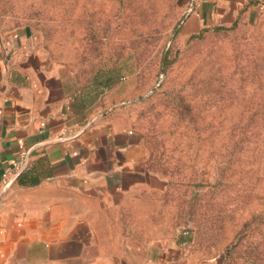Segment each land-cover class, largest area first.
Masks as SVG:
<instances>
[{"label":"rangeland","instance_id":"rangeland-1","mask_svg":"<svg viewBox=\"0 0 264 264\" xmlns=\"http://www.w3.org/2000/svg\"><path fill=\"white\" fill-rule=\"evenodd\" d=\"M195 4L0 0V36L32 30L82 86L107 89L167 182L150 216L160 246L185 245L189 264H264V6L187 31Z\"/></svg>","mask_w":264,"mask_h":264},{"label":"crops","instance_id":"crops-1","mask_svg":"<svg viewBox=\"0 0 264 264\" xmlns=\"http://www.w3.org/2000/svg\"><path fill=\"white\" fill-rule=\"evenodd\" d=\"M263 6L196 0L185 28L230 27ZM108 99L32 30L0 36V264H189L185 245L160 246L150 233L167 182L141 162ZM22 151L28 185L12 174Z\"/></svg>","mask_w":264,"mask_h":264},{"label":"trees","instance_id":"trees-1","mask_svg":"<svg viewBox=\"0 0 264 264\" xmlns=\"http://www.w3.org/2000/svg\"><path fill=\"white\" fill-rule=\"evenodd\" d=\"M246 10H248V8H244V9L242 10L241 14H240V15L238 16V18H237V21L239 20L240 16H242L243 13H244ZM237 21H236L234 24H236ZM234 24H233V25H234ZM225 29H228V27H215V28H213L212 30H213V31H220V30H225ZM203 32H206V30L201 31V33H203ZM201 33H200V34H201ZM194 37H195V36H192V38H194ZM197 38H201V37L199 36V37H197ZM171 64H172V62H169V60H168V53H165L164 56H163V59H162V70H163L164 73H166V71H167L168 68L171 66ZM26 170H27V169H25V170H24L22 173H20V174L18 175V177H17V180H16V181H17V183H19L20 185H28L27 182L24 180Z\"/></svg>","mask_w":264,"mask_h":264},{"label":"built area","instance_id":"built-area-1","mask_svg":"<svg viewBox=\"0 0 264 264\" xmlns=\"http://www.w3.org/2000/svg\"><path fill=\"white\" fill-rule=\"evenodd\" d=\"M28 165H29L28 153L26 151H22L20 153V157H19L18 161L15 162L13 167H12V174L16 175L21 170L27 169Z\"/></svg>","mask_w":264,"mask_h":264},{"label":"water","instance_id":"water-1","mask_svg":"<svg viewBox=\"0 0 264 264\" xmlns=\"http://www.w3.org/2000/svg\"><path fill=\"white\" fill-rule=\"evenodd\" d=\"M24 170H21L18 174H16L15 176H16V178L18 177V175L20 174V173H22Z\"/></svg>","mask_w":264,"mask_h":264}]
</instances>
